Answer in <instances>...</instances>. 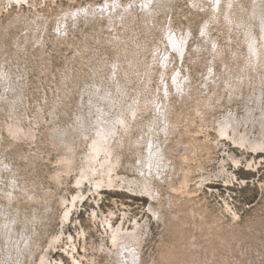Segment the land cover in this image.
<instances>
[{
  "label": "rangeland",
  "instance_id": "obj_1",
  "mask_svg": "<svg viewBox=\"0 0 264 264\" xmlns=\"http://www.w3.org/2000/svg\"><path fill=\"white\" fill-rule=\"evenodd\" d=\"M261 15L264 0H0V171L9 190L6 162L42 194L41 203H14L44 212L40 252L72 264L62 244L49 248L64 231L65 240L76 236L83 264H119L107 250L111 224L139 223L138 264H264V151L245 149L218 127L232 119L242 133L259 132L264 52H252L248 38L263 48ZM169 120L177 125L171 135L162 130ZM17 121L34 138L13 136L8 126ZM107 123L113 151L99 158L119 157L115 178L141 179V153L147 158L151 139L164 144L168 166L153 172L157 198L103 178L97 187L99 162L92 181L78 184ZM52 136L72 137L76 151L75 168L60 180L64 142ZM81 189L87 196L64 220L70 201L62 198L72 201Z\"/></svg>",
  "mask_w": 264,
  "mask_h": 264
},
{
  "label": "bare ground",
  "instance_id": "obj_2",
  "mask_svg": "<svg viewBox=\"0 0 264 264\" xmlns=\"http://www.w3.org/2000/svg\"><path fill=\"white\" fill-rule=\"evenodd\" d=\"M260 18L262 20H264V15H261ZM250 32H251V29L248 31V34ZM249 37L250 38H248V41L250 44L251 51L252 52H255V51L256 52H259V51L264 52V31H263V41H262L263 48H261V49L257 48V46H256V37L252 34ZM255 55H257V54H255ZM246 70L247 71L249 70V72L251 71L250 68H247ZM254 70H256V69H254ZM231 85L233 87H237L236 82L231 83ZM231 93H232V91H231ZM140 95H141V93H140ZM207 97H208V95H207ZM210 103L211 102H209V104ZM9 104L11 106H13V113L15 114L16 107H14L13 102H12V104L11 103H9ZM210 106H213V105H210ZM121 120H122V122H126V118H122ZM249 120L250 119L248 118L245 122H249ZM167 122H168V125L166 126ZM167 122L165 123L164 128L162 130L164 133H166V134L170 133V135H171V134L175 133L174 130H176L175 128H177V125L174 124L173 122L171 123V120H169ZM110 124L111 123H109V124L107 123L106 126H105V124H103L102 125L103 126L102 131L97 129L98 138L95 139L94 143L92 144V146H91L92 150H89L91 153H86V156H87L86 158H87L88 162H87V164L82 165V170H81L82 175L79 176L80 178L77 181L78 184H82L85 179H89L90 182L92 181L91 177L94 174L91 172V169H93L94 171H97L99 169V167L97 166L98 165L97 163L99 162V165L101 166V170H100L101 175L99 177H97L96 180H93L94 185H96L97 187H100L98 185H101V180H102L101 178H103L104 180H108L110 185H113L117 182V185H121V186L123 183V184L130 185L131 188H134L137 186L142 187L143 191L147 192L152 197L157 198L158 197L157 195L160 192H157L156 191L157 189L155 190V183H154L155 174L153 172H156L158 175H161L160 169H163V168L165 169V166H168L166 159L168 161L167 156L169 155V153H168V151L167 152L164 151V144H160V146L157 147V146H155L154 140L151 139L149 141V144H148L147 158H145V156H144L145 154L142 155V153H141L140 156H141L142 160L140 162L141 163L140 167H142V169L139 170L141 175H142L141 179H139L138 177H136L135 179H131L130 177H127V176H121L118 173L116 174V178H115L112 174H110V172L112 169L111 167H113L114 164H116V162L119 161V157H117L116 161H114V159H113L115 157H113L111 160H109V157L107 158L106 155L105 156L103 155L101 158H99V156L101 154H103L104 152H106V151L112 152L113 151V147L109 145L110 143H109V139H108V136L110 133L109 132ZM239 125H240L239 123L237 125H236V123H233V121L231 119V120H227L226 123L220 122L218 127H219L220 133L226 137H230L232 134L231 132H234V136H232L234 142L238 145L245 147V149L254 150V151H259V150L264 151V118L261 119V121L259 123L260 127H259L258 133L257 132L255 133L254 131H252L253 129L250 130L248 128H246L245 132L242 133V131L239 130ZM171 126H175V128L171 127ZM153 127H154V125H153ZM8 129H9V132L13 136H16L17 134L20 137H22V135H24V134L30 138H34V136H35L33 130L29 129L27 132L26 129H23V127L21 126V124L18 121H17V123L15 122V123H12V125L8 126ZM167 130H168V132H167ZM77 133L79 134V132H77ZM80 134H82V132H80ZM238 136H240V137H238ZM1 138H2V136H1ZM52 138H54L53 142L54 141L59 142V143L64 142V143H62L63 148H64V153L62 154V156L60 158L61 167L58 168L56 175H55V177H57L60 180L63 177V174H62L63 172L68 173V171H71L72 169L75 168L73 162H75V159H76V156H75L76 151L72 145V137L59 139L56 136L55 137L52 136ZM160 139H161V137H160ZM157 140H159V139H157ZM105 142H108V144H105ZM181 143H182L181 139L178 140V144H181ZM233 159L237 163L242 162V159L238 158L236 156L233 157ZM247 163H248V166H252V161L247 159ZM9 164L10 163L6 162L4 164L5 165L4 167H5V170H7L9 173V178H11L10 179L11 181L9 183V186L11 188H10V190L7 188L8 182L4 181L5 177L2 178V174L0 171V197L6 199L9 202V205H13V208L16 209V211L13 212L8 205H6L5 203L4 204L1 203V200H0V216H1L0 217V264H57V263L53 262V260L50 258L48 249L46 251L43 250L40 252L42 245L40 244L39 239H38V237L41 236V233H39L38 226L43 225V223H44V219L46 218L45 214H43L44 212L40 211V208L37 205H34V207L31 206L32 210H28V209L23 210V206L19 204L22 201V199L28 201V203L30 205H33V203H41V199L43 198L42 194H40L34 190L35 189V183H28L25 180L20 179L18 177L19 174H15L16 169H14L12 167L11 170L9 171V166H8ZM64 166H66V167L63 168ZM105 173L107 174L109 179L108 178L106 179L107 176ZM116 179H120L119 181L121 183L120 182L118 183V181ZM2 182H3V184H2ZM16 189H18V190H16ZM45 195H46L45 199L49 201L51 195L49 193H46ZM86 196H87L86 193L81 189L77 195H73L72 201L68 200L67 198H62V204H65L68 201H70V203L66 204V206H65V212H64V215L62 218L64 220H69L71 218L70 215L72 214V210L77 206V204L75 203L76 199L77 198L84 199ZM16 200H18V202H19L18 204H14ZM24 207H26V206H24ZM49 207L53 209L51 204L47 205V208H49ZM22 217H24V220H22ZM136 227H137V229H135V227H134L133 229L130 230L129 228L125 229V227H122V226L117 228V227H115V225L111 224V235H112L111 240H112V246L115 249L114 248H108L107 250L110 252V254L112 256H117V255L119 256V264H129V263L130 264L131 263L132 264H138V262H139L140 257L138 254L139 252L136 251L137 250L136 246H140L141 242H142V234L140 231L141 225L139 223H137ZM21 228H22V230H21ZM51 239L52 240L50 241L49 248L53 247L55 250L56 245L62 244L61 247H63L62 249L64 251V254L70 256V258L72 260L71 261L72 264H75V263L76 264H83L82 260L84 257L81 256L79 258L76 256L77 254L75 255V252L78 251L77 250L78 246L76 243V241H77L76 236H74L73 234H69L65 240V234H64V231H62L60 236L54 235L53 237H51ZM85 249H86V246L84 245V250ZM37 253H39V254H37ZM37 256H38V258H36ZM53 259H54V257H53ZM35 260H36V263H35ZM60 261L62 263H64L62 258ZM64 264H66V263H64Z\"/></svg>",
  "mask_w": 264,
  "mask_h": 264
}]
</instances>
